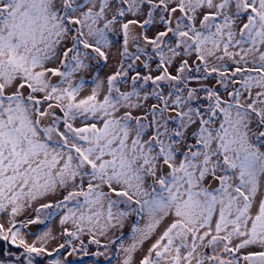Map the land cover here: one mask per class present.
Returning a JSON list of instances; mask_svg holds the SVG:
<instances>
[{"label":"snow or ice","instance_id":"snow-or-ice-1","mask_svg":"<svg viewBox=\"0 0 264 264\" xmlns=\"http://www.w3.org/2000/svg\"><path fill=\"white\" fill-rule=\"evenodd\" d=\"M80 255L264 264V0H0V264Z\"/></svg>","mask_w":264,"mask_h":264},{"label":"rangeland","instance_id":"rangeland-1","mask_svg":"<svg viewBox=\"0 0 264 264\" xmlns=\"http://www.w3.org/2000/svg\"><path fill=\"white\" fill-rule=\"evenodd\" d=\"M95 246H92V248L89 249V251H95ZM74 264H94L95 259L92 258V256L84 257L82 255L80 256H74L72 258Z\"/></svg>","mask_w":264,"mask_h":264},{"label":"flooded vegetation","instance_id":"flooded-vegetation-1","mask_svg":"<svg viewBox=\"0 0 264 264\" xmlns=\"http://www.w3.org/2000/svg\"><path fill=\"white\" fill-rule=\"evenodd\" d=\"M92 258L96 259L95 257H92ZM101 260H102V258H101Z\"/></svg>","mask_w":264,"mask_h":264}]
</instances>
